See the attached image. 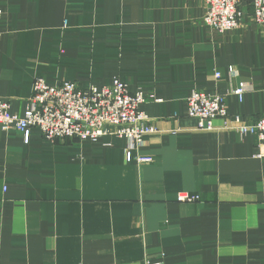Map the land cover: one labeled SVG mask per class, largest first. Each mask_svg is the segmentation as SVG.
Masks as SVG:
<instances>
[{"label":"crops","instance_id":"0c3cea01","mask_svg":"<svg viewBox=\"0 0 264 264\" xmlns=\"http://www.w3.org/2000/svg\"><path fill=\"white\" fill-rule=\"evenodd\" d=\"M205 0H0V99L21 115L35 78L152 94L157 133L124 160L128 141L52 144L0 131V264H264V145L200 131L194 91L224 97L228 115H264V26L244 4L217 33ZM245 86L241 102L232 94ZM200 196L177 203L176 195Z\"/></svg>","mask_w":264,"mask_h":264},{"label":"built area","instance_id":"2783aa9c","mask_svg":"<svg viewBox=\"0 0 264 264\" xmlns=\"http://www.w3.org/2000/svg\"><path fill=\"white\" fill-rule=\"evenodd\" d=\"M204 23L217 33H226L239 27L244 14V4L249 5L252 21L264 26V0H205ZM3 12L0 10V20ZM245 86L238 84L232 94L242 101ZM152 94L130 92L127 84L115 79L107 86H81L76 82L63 81L54 86L41 77L32 83L25 109L21 115L10 111L7 100L0 99V131L20 133L25 140L30 130L36 129L47 142L56 144L67 141L92 142L109 136L127 140L125 163L151 164L150 156H133L142 147L145 135L157 133L148 115L141 111L143 104L159 103ZM186 117L196 121L200 131L215 129L213 120H222V129L235 131L240 136L253 134L264 145V115L254 123L240 117H230L224 97L200 91L191 92L186 99ZM200 196L188 193L176 195L177 203H196ZM142 264H159L144 260Z\"/></svg>","mask_w":264,"mask_h":264}]
</instances>
